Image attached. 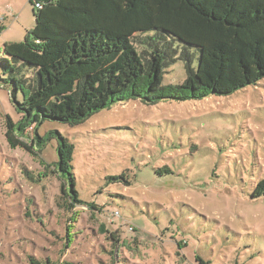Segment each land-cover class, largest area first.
<instances>
[{
    "label": "rangeland",
    "instance_id": "1",
    "mask_svg": "<svg viewBox=\"0 0 264 264\" xmlns=\"http://www.w3.org/2000/svg\"><path fill=\"white\" fill-rule=\"evenodd\" d=\"M35 24L29 0H0V58ZM171 47L164 85L187 79L186 49ZM9 91L0 87V264H264V198L251 197L264 168V79L227 97L131 101L76 127L43 124L40 136L75 146L76 205L57 137L41 149L34 127L14 131L30 151L7 137L8 118L19 121Z\"/></svg>",
    "mask_w": 264,
    "mask_h": 264
},
{
    "label": "trees",
    "instance_id": "2",
    "mask_svg": "<svg viewBox=\"0 0 264 264\" xmlns=\"http://www.w3.org/2000/svg\"><path fill=\"white\" fill-rule=\"evenodd\" d=\"M29 3L35 27L24 41L4 44L0 58V87L10 90L19 115L18 122L8 118L7 137L28 151L30 147L15 140L14 131L34 127L32 144L41 149L57 137L55 165L69 181L73 196L65 193L75 205L82 204L72 166L75 146L59 132L40 136L43 124L76 127L131 101L157 105L227 97L264 79V0ZM172 44L186 49L187 79L164 85L165 67L176 60ZM190 50L197 58L195 67ZM162 172L172 174L167 167ZM251 197L264 198V168ZM74 236L68 235L69 244ZM196 261L209 264L201 257Z\"/></svg>",
    "mask_w": 264,
    "mask_h": 264
},
{
    "label": "built area",
    "instance_id": "3",
    "mask_svg": "<svg viewBox=\"0 0 264 264\" xmlns=\"http://www.w3.org/2000/svg\"><path fill=\"white\" fill-rule=\"evenodd\" d=\"M37 8H38V9H41V8H42V6H41L40 4H38V5H37Z\"/></svg>",
    "mask_w": 264,
    "mask_h": 264
}]
</instances>
